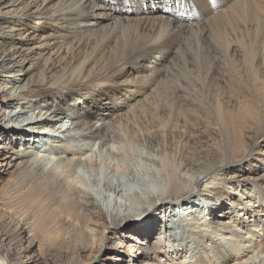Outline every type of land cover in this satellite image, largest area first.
I'll list each match as a JSON object with an SVG mask.
<instances>
[{
	"label": "bare ground",
	"instance_id": "6f19581e",
	"mask_svg": "<svg viewBox=\"0 0 264 264\" xmlns=\"http://www.w3.org/2000/svg\"><path fill=\"white\" fill-rule=\"evenodd\" d=\"M0 264H264V0H0Z\"/></svg>",
	"mask_w": 264,
	"mask_h": 264
},
{
	"label": "rangeland",
	"instance_id": "374dc122",
	"mask_svg": "<svg viewBox=\"0 0 264 264\" xmlns=\"http://www.w3.org/2000/svg\"><path fill=\"white\" fill-rule=\"evenodd\" d=\"M64 121H65V124L67 125L65 119H64ZM51 157H52V156H51ZM52 158H53V157H52ZM261 218H263V217H261ZM256 231H257V233H256ZM256 231H255V233L252 232V234H256V235H257V234H260V232H261V234H262V228H261V226H260V228L258 227ZM252 234H251V235H252ZM242 235H243V234H242ZM252 236H253V235H252ZM261 257H262V256H261Z\"/></svg>",
	"mask_w": 264,
	"mask_h": 264
}]
</instances>
